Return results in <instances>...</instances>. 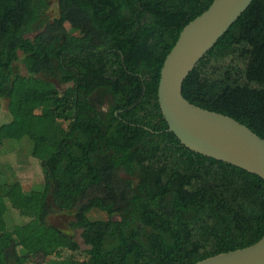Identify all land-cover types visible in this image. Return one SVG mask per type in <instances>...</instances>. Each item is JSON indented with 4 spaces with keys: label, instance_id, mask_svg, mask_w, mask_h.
Instances as JSON below:
<instances>
[{
    "label": "trees",
    "instance_id": "16d2710c",
    "mask_svg": "<svg viewBox=\"0 0 264 264\" xmlns=\"http://www.w3.org/2000/svg\"><path fill=\"white\" fill-rule=\"evenodd\" d=\"M0 0V147L27 138L43 186L0 176V264H195L264 235V181L186 149L157 101L163 62L214 0ZM34 32L32 38L28 36ZM29 75L17 72L18 53ZM58 86L64 87L59 91ZM191 104L264 140V0H253L182 84ZM92 210L105 220H91ZM93 248L47 224L72 213Z\"/></svg>",
    "mask_w": 264,
    "mask_h": 264
},
{
    "label": "water",
    "instance_id": "95a60500",
    "mask_svg": "<svg viewBox=\"0 0 264 264\" xmlns=\"http://www.w3.org/2000/svg\"><path fill=\"white\" fill-rule=\"evenodd\" d=\"M253 0H214L189 22L166 56L157 87L160 112L188 150L227 163L264 181V140L240 122L189 103L182 84ZM195 264H264V235L254 244Z\"/></svg>",
    "mask_w": 264,
    "mask_h": 264
},
{
    "label": "rangeland",
    "instance_id": "374dc122",
    "mask_svg": "<svg viewBox=\"0 0 264 264\" xmlns=\"http://www.w3.org/2000/svg\"><path fill=\"white\" fill-rule=\"evenodd\" d=\"M58 8L56 0H51L48 9L45 12V17L48 21L57 17ZM37 32L28 36L32 39ZM19 60L16 63L17 72L21 76H28L29 73L22 63V55L18 53ZM55 87L62 91L64 87L58 86L53 80H48ZM11 120L8 110V101L2 100L0 108V124H6ZM32 144L27 138L7 140L0 147V176L4 178L9 177L19 182L20 189L24 194H29L35 190H41L43 186V172L38 160L31 156ZM0 223L8 229L17 224L23 223V219L18 215L15 210L8 209L7 214L1 217ZM72 213H54L47 219V224L59 229L63 233H68L74 237V240L79 245L77 253L64 252L62 259L74 257L76 260L82 261L86 255H89L93 248L85 245L80 237V230H71L69 223L73 220ZM91 220H105L106 215L98 210H92L88 214ZM53 258L42 259L40 257L30 259L27 264H52Z\"/></svg>",
    "mask_w": 264,
    "mask_h": 264
}]
</instances>
